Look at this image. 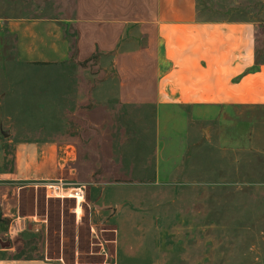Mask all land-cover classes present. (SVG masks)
Masks as SVG:
<instances>
[{
	"label": "rangeland",
	"instance_id": "1",
	"mask_svg": "<svg viewBox=\"0 0 264 264\" xmlns=\"http://www.w3.org/2000/svg\"><path fill=\"white\" fill-rule=\"evenodd\" d=\"M203 5L236 8L229 18L258 22L264 51V0ZM73 7L74 0H0V17H71ZM3 34L0 135L8 167L19 162L43 176L18 184L21 214L43 220L35 237L23 239L46 241L49 255L68 264H115L116 257L264 264V106L99 104L91 92L104 74L87 77L101 71L98 56L85 64L22 63L15 39ZM56 180L67 193L85 190V201L47 193ZM3 224L0 248L12 243Z\"/></svg>",
	"mask_w": 264,
	"mask_h": 264
},
{
	"label": "crops",
	"instance_id": "2",
	"mask_svg": "<svg viewBox=\"0 0 264 264\" xmlns=\"http://www.w3.org/2000/svg\"><path fill=\"white\" fill-rule=\"evenodd\" d=\"M203 1L74 0L71 17H0V57L3 33L15 39L22 63L76 59L85 64L98 56L101 71L86 70L92 81L104 74L91 92L99 104L117 100L128 106H264L258 22L229 18L236 8L202 6ZM2 144L0 135V220L7 222L2 226L12 243L0 248V264H68L49 255L46 241L22 238L35 237L43 220L21 214L18 184L43 176L21 170L19 162L8 167ZM119 245L117 227L116 249Z\"/></svg>",
	"mask_w": 264,
	"mask_h": 264
},
{
	"label": "built area",
	"instance_id": "3",
	"mask_svg": "<svg viewBox=\"0 0 264 264\" xmlns=\"http://www.w3.org/2000/svg\"><path fill=\"white\" fill-rule=\"evenodd\" d=\"M67 186L68 185L62 180H56L55 182L45 184V187L47 189V193H51V195L70 196V197L75 198L77 201L80 197L85 199V195H86L85 190H83L82 188H72V190H71V188H70V190L72 192L67 193V191H68Z\"/></svg>",
	"mask_w": 264,
	"mask_h": 264
},
{
	"label": "bare ground",
	"instance_id": "4",
	"mask_svg": "<svg viewBox=\"0 0 264 264\" xmlns=\"http://www.w3.org/2000/svg\"><path fill=\"white\" fill-rule=\"evenodd\" d=\"M79 200H82V201H83L84 199L80 197V198L78 199V201H79ZM77 212H78V215L80 216V215H81V204H79V205L77 206Z\"/></svg>",
	"mask_w": 264,
	"mask_h": 264
}]
</instances>
